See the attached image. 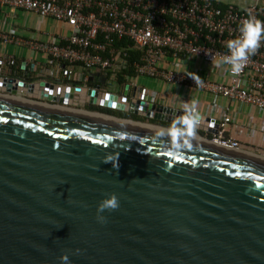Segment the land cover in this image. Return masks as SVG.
Returning a JSON list of instances; mask_svg holds the SVG:
<instances>
[{
  "label": "water",
  "instance_id": "1",
  "mask_svg": "<svg viewBox=\"0 0 264 264\" xmlns=\"http://www.w3.org/2000/svg\"><path fill=\"white\" fill-rule=\"evenodd\" d=\"M127 89L128 114L143 121L0 98V264H264V161L198 132L203 142L173 157L147 127L166 129L183 112L132 102ZM201 120L215 134V120ZM112 193L119 207L101 223Z\"/></svg>",
  "mask_w": 264,
  "mask_h": 264
},
{
  "label": "built area",
  "instance_id": "2",
  "mask_svg": "<svg viewBox=\"0 0 264 264\" xmlns=\"http://www.w3.org/2000/svg\"><path fill=\"white\" fill-rule=\"evenodd\" d=\"M0 8L31 12L68 29L67 35L56 41L21 38L0 31V44L43 54L47 63L67 80L60 84L45 77L25 81L11 75L17 67L15 57L1 56L2 99L16 98L88 118L99 115L125 120L117 116L130 109L122 101L123 95L116 94L115 101L109 100L105 96L111 92L89 81L95 74L114 79L121 75L124 79L121 86H127V92L130 88L136 92L137 79L150 78L248 104L264 113V41L238 76L232 75L231 66L225 64L219 66V79L200 78L201 83L196 84L193 74L183 71L180 65L193 59L211 65L214 73L215 62L229 54L227 42L239 36L243 20L251 15L264 21V3L241 8L233 4L221 6L211 0H0ZM130 52L135 54L132 60ZM168 59L172 62L168 63ZM8 82L15 94L7 91ZM89 90L95 95L88 93ZM43 94L55 100H47ZM140 97L147 99L144 91H138L131 101ZM119 104L124 105L123 111L116 108ZM215 122V134H210L209 127L200 120L198 129L203 132L200 138L239 152L241 144L224 135L225 127L232 122L228 110L219 109Z\"/></svg>",
  "mask_w": 264,
  "mask_h": 264
},
{
  "label": "crops",
  "instance_id": "3",
  "mask_svg": "<svg viewBox=\"0 0 264 264\" xmlns=\"http://www.w3.org/2000/svg\"><path fill=\"white\" fill-rule=\"evenodd\" d=\"M211 1L218 2L221 6L233 4L241 8L248 7L255 3H264V0ZM0 31L21 38H34L40 41H56L58 38L66 36L68 33V29L65 25L57 23L50 18H43L31 12L9 10L6 8H0ZM7 55L15 57L17 63V67L14 68V71L11 73L12 76L21 78L25 81H36L40 77H45L47 80L57 84L67 82V80L61 77L55 70L54 66L47 63L46 57L41 53L30 51L24 47L0 44V57ZM166 61L168 63L172 62L170 59ZM33 65L34 67H32ZM180 65L181 69L186 73L196 74L200 78L208 80L220 78L218 77L219 67L217 66H214L213 73V67L211 65L193 59L183 61ZM118 77L119 76L114 79L111 78L110 75L102 76V74H95L91 83L99 86L100 89L106 92L122 96L125 86H121L124 82H119ZM135 84V98L138 91H144L147 95L146 100L174 108L181 112H183V102L196 99L198 101V111L201 117L205 119H218L219 109H227L232 118V122L225 127L224 135L235 139L241 144L242 149L239 151L240 154L264 161V113L259 112L256 108L248 104L231 101L227 98L213 97L208 93L192 88L165 84L150 78H139ZM133 93V88H130L128 90V95L130 96ZM152 95H155L154 98H152ZM15 99H12V101L27 104L22 100ZM121 115L124 118L133 119L134 121L144 120L140 113L136 116L128 113H122ZM117 116H119V114ZM197 132L199 134L203 133L200 129H197ZM194 140L203 142L197 137H195Z\"/></svg>",
  "mask_w": 264,
  "mask_h": 264
},
{
  "label": "clouds",
  "instance_id": "4",
  "mask_svg": "<svg viewBox=\"0 0 264 264\" xmlns=\"http://www.w3.org/2000/svg\"><path fill=\"white\" fill-rule=\"evenodd\" d=\"M239 33V36L227 42L229 54L221 56L215 62L217 67L225 64L230 65V71L234 76L240 75L250 57L254 56L261 47V43L264 41V21L249 15L240 25ZM191 77L196 84L201 83L200 77L196 74ZM200 120L201 114L198 111V101L192 99L191 101L183 102L182 115L172 120L166 129L161 128L155 135L158 139L167 138L170 154L173 157H178L183 154V150L192 148V141L197 135ZM108 162L111 161L105 160V163ZM116 166L114 163V167ZM118 207V197L115 193L110 194L98 206V221L101 223L105 221V217L99 215V213L105 210H115ZM60 259L63 264H68L67 255L61 256Z\"/></svg>",
  "mask_w": 264,
  "mask_h": 264
},
{
  "label": "bare ground",
  "instance_id": "5",
  "mask_svg": "<svg viewBox=\"0 0 264 264\" xmlns=\"http://www.w3.org/2000/svg\"><path fill=\"white\" fill-rule=\"evenodd\" d=\"M81 115V114H80ZM95 118H97V119H100V120H106V121H108V120H110V121H113V120H111V119H107V118H101L99 115H97V116H94ZM117 123H125V124H128V125H132V126H139L138 124H133V123H128V122H124V121H122V122H117ZM147 128H149V129H151V130H160L159 128H156V127H153V126H148Z\"/></svg>",
  "mask_w": 264,
  "mask_h": 264
},
{
  "label": "trees",
  "instance_id": "6",
  "mask_svg": "<svg viewBox=\"0 0 264 264\" xmlns=\"http://www.w3.org/2000/svg\"><path fill=\"white\" fill-rule=\"evenodd\" d=\"M123 44V43H122ZM130 60H132L134 57H135V54L133 53V52H130ZM118 81L119 82H122V81H124V79L122 78V76L121 75H119V77H118ZM119 116H122L121 114H119Z\"/></svg>",
  "mask_w": 264,
  "mask_h": 264
},
{
  "label": "flooded vegetation",
  "instance_id": "7",
  "mask_svg": "<svg viewBox=\"0 0 264 264\" xmlns=\"http://www.w3.org/2000/svg\"><path fill=\"white\" fill-rule=\"evenodd\" d=\"M130 123V122H129ZM153 124H156V125H161L160 123H153Z\"/></svg>",
  "mask_w": 264,
  "mask_h": 264
},
{
  "label": "rangeland",
  "instance_id": "8",
  "mask_svg": "<svg viewBox=\"0 0 264 264\" xmlns=\"http://www.w3.org/2000/svg\"><path fill=\"white\" fill-rule=\"evenodd\" d=\"M13 46V45H12ZM21 49V48H20ZM198 135H202V134H198Z\"/></svg>",
  "mask_w": 264,
  "mask_h": 264
}]
</instances>
